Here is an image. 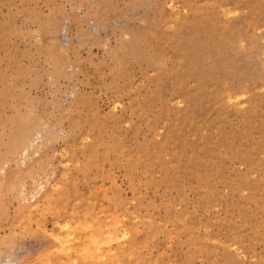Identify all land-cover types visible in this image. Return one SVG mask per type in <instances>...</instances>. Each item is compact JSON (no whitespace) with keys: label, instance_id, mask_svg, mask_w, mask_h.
<instances>
[{"label":"rangeland","instance_id":"374dc122","mask_svg":"<svg viewBox=\"0 0 264 264\" xmlns=\"http://www.w3.org/2000/svg\"><path fill=\"white\" fill-rule=\"evenodd\" d=\"M0 264H264V0H0Z\"/></svg>","mask_w":264,"mask_h":264},{"label":"bare ground","instance_id":"6f19581e","mask_svg":"<svg viewBox=\"0 0 264 264\" xmlns=\"http://www.w3.org/2000/svg\"><path fill=\"white\" fill-rule=\"evenodd\" d=\"M32 138H33V137H32ZM37 144H38V143H37ZM17 180H18V179H17ZM4 181H5V180H4ZM13 189H15V188H13ZM13 189H12V190H13ZM19 193H20V192H19ZM108 233H109V231H108ZM67 235H69V234H67ZM110 235H111V234H110ZM66 237H67V236H66ZM97 242H99V241H97ZM90 243L92 244V242H90ZM100 243H101V242H100ZM64 244H65V243H64ZM85 244H86V243H85ZM61 245H62V244H61ZM131 245H132V244H131ZM131 245H130V246H131ZM94 246H95V245H94ZM96 249H98V248H96ZM99 249H100V248H99ZM99 249H98V250H99ZM98 250H95V252L98 251ZM78 252H79V251H78ZM77 256H78V255H77ZM101 256H102V255H101ZM83 257H84V256H83ZM73 259L75 260V258H73ZM71 262L73 263L72 260H71Z\"/></svg>","mask_w":264,"mask_h":264}]
</instances>
